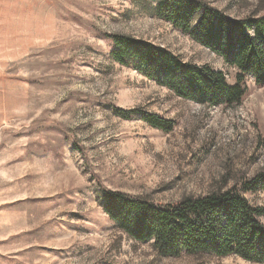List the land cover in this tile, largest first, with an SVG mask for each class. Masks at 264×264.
I'll use <instances>...</instances> for the list:
<instances>
[{
    "label": "rangeland",
    "instance_id": "1",
    "mask_svg": "<svg viewBox=\"0 0 264 264\" xmlns=\"http://www.w3.org/2000/svg\"><path fill=\"white\" fill-rule=\"evenodd\" d=\"M203 1L233 18L264 12V0ZM154 5L0 0V264H261L159 256L102 211L101 188L171 203L264 171V86L251 76L239 104L207 106L110 57L108 36L129 35L234 83L233 68L153 15ZM112 108L154 113L173 129ZM245 197L264 207L263 191Z\"/></svg>",
    "mask_w": 264,
    "mask_h": 264
},
{
    "label": "trees",
    "instance_id": "2",
    "mask_svg": "<svg viewBox=\"0 0 264 264\" xmlns=\"http://www.w3.org/2000/svg\"><path fill=\"white\" fill-rule=\"evenodd\" d=\"M149 1L155 2L153 15L233 68L234 83L229 84L222 71L183 62L166 49L129 35L108 36L114 45L112 60L131 65L178 97L207 106L239 104L246 92V76L264 86V12L257 10L233 18L203 0ZM112 111L123 119L138 115L149 126L164 132L173 129L172 120L139 108ZM257 191L264 192L262 170L226 188L184 196L171 203H154L106 188H101L99 201L119 232L134 242H149L159 256L236 255L264 264V207L252 206L245 197Z\"/></svg>",
    "mask_w": 264,
    "mask_h": 264
}]
</instances>
